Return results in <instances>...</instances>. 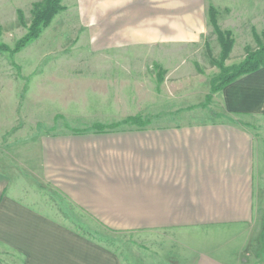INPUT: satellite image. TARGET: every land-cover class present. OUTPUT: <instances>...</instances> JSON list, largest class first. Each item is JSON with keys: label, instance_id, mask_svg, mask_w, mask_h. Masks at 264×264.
<instances>
[{"label": "crops", "instance_id": "obj_1", "mask_svg": "<svg viewBox=\"0 0 264 264\" xmlns=\"http://www.w3.org/2000/svg\"><path fill=\"white\" fill-rule=\"evenodd\" d=\"M38 1L0 0V15L11 19ZM228 1L63 0L73 9L52 22L74 11L87 47L101 51L179 48L199 43L208 5ZM205 85L140 125L125 116L54 122L52 129L70 132L34 138L27 169L0 161V264H122L113 249L66 224L34 181L82 211L84 225L171 234L181 264H264V174L254 129L264 121V66L212 94L210 110L198 106Z\"/></svg>", "mask_w": 264, "mask_h": 264}, {"label": "rangeland", "instance_id": "obj_2", "mask_svg": "<svg viewBox=\"0 0 264 264\" xmlns=\"http://www.w3.org/2000/svg\"><path fill=\"white\" fill-rule=\"evenodd\" d=\"M62 1L63 10L73 9ZM34 4L29 12L17 11L11 19L0 15V161L19 170L27 169L31 160L35 163L33 151L29 153L34 138L70 132L66 127L52 129L54 122L85 125L125 116L126 123L132 118L146 119L144 115L150 113L165 115L175 107L173 97L194 96L205 84L208 94L198 106L208 109L211 80H216L223 68L244 62L248 53L264 50V0H232L208 5V27L193 46L93 49L83 41L85 27L76 24L70 10L51 21L37 40L10 55L32 25ZM210 7L215 25L208 18ZM218 31L227 33V41L232 40L226 56ZM196 112L197 108L190 113ZM254 129L256 167L264 174V121ZM19 147L23 150L15 152ZM31 184L66 224L113 249L122 264L182 263L175 257L178 243L170 240L171 234L116 232L94 223L84 225L81 220L86 216L72 203L42 182Z\"/></svg>", "mask_w": 264, "mask_h": 264}, {"label": "trees", "instance_id": "obj_3", "mask_svg": "<svg viewBox=\"0 0 264 264\" xmlns=\"http://www.w3.org/2000/svg\"><path fill=\"white\" fill-rule=\"evenodd\" d=\"M61 0H43L41 4L33 5V21L28 33L21 38L15 45L12 51H9L10 55L18 53L21 49L28 44L36 40L43 29L47 28L53 18L63 10L60 5ZM208 18L210 22L215 25L214 10L210 7L208 10ZM218 41L221 45L223 55L226 56L232 45V40L227 41L225 37L227 33H221L218 31ZM227 38V37H226ZM4 50V48H2ZM264 66V50L257 52L256 54H247V58L244 62L231 68H223L222 73L216 80L210 82V95L207 100H211V94H215L220 91L236 79L241 76L253 73ZM126 123L138 124L142 123L141 118H132L126 121ZM101 129V128H97Z\"/></svg>", "mask_w": 264, "mask_h": 264}]
</instances>
